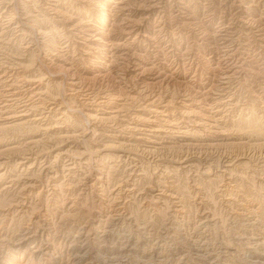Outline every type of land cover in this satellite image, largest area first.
Listing matches in <instances>:
<instances>
[{"label": "rangeland", "instance_id": "1", "mask_svg": "<svg viewBox=\"0 0 264 264\" xmlns=\"http://www.w3.org/2000/svg\"><path fill=\"white\" fill-rule=\"evenodd\" d=\"M0 12V264H264V0ZM7 87L40 89V119L17 126Z\"/></svg>", "mask_w": 264, "mask_h": 264}, {"label": "bare ground", "instance_id": "2", "mask_svg": "<svg viewBox=\"0 0 264 264\" xmlns=\"http://www.w3.org/2000/svg\"><path fill=\"white\" fill-rule=\"evenodd\" d=\"M76 1H78V2H82V1H86L87 2V0H76ZM91 1V0H90ZM87 4V3H86ZM90 4V3H89ZM4 10V9H3ZM59 10V9H58ZM58 10H57V12H58ZM56 12V11H55ZM1 13V12H0ZM4 14V13H3ZM5 15V14H4ZM59 15V14H58ZM61 15V14H60ZM1 16V15H0ZM57 16V15H56ZM72 16V15H71ZM3 17V16H2ZM58 18V17H57ZM68 19V18H67ZM66 19V20H67ZM59 20V19H58ZM61 22V21H60ZM65 26V25H64ZM82 27V26H81ZM68 28V27H67ZM73 28V27H72ZM131 28V27H130ZM81 29V28H80ZM79 29V30H80ZM136 29V28H135ZM89 30V29H88ZM133 30V29H132ZM136 31V30H135ZM140 31V30H139ZM84 32V31H83ZM85 32H87V30L85 31ZM84 32V33H85ZM91 32V31H90ZM126 32V31H125ZM131 32V31H130ZM45 33V32H44ZM96 33H100V32H96ZM127 33V32H126ZM40 34V33H39ZM46 34V33H45ZM44 34V35H45ZM89 34V33H88ZM101 34V33H100ZM99 34V35H100ZM92 35V34H91ZM98 35V34H97ZM98 35V36H99ZM138 35V34H137ZM101 36V35H100ZM107 36V35H106ZM219 36V35H218ZM92 37V36H91ZM103 37V36H102ZM108 37V36H107ZM147 37H149V36H147ZM96 38H99V37H96ZM89 39V38H88ZM87 39V40H88ZM96 40V39H95ZM102 40V39H101ZM103 40H104V38H103ZM222 40H224V38L222 39ZM227 40V39H226ZM94 41V40H93ZM97 41V40H96ZM106 41V40H105ZM108 41V40H107ZM109 42V41H108ZM224 42V41H223ZM89 43H91V42H89ZM93 44V43H92ZM104 44V43H103ZM112 44V43H111ZM97 45V44H96ZM88 46V45H87ZM99 46V45H98ZM109 47V46H108ZM107 47V48H108ZM113 47H114V45H113ZM29 48V47H28ZM94 48V47H93ZM97 48V47H96ZM110 48V47H109ZM91 49V48H90ZM101 49V48H100ZM97 50V49H96ZM106 50V49H105ZM62 52H63V50H62ZM92 53V52H91ZM227 53V52H226ZM231 53V52H230ZM229 53V54H230ZM228 54V53H227ZM232 54H230V56H231ZM225 56V55H224ZM233 58V57H232ZM227 59V58H226ZM112 60V59H111ZM224 60V59H223ZM227 61V60H226ZM229 61H230V59H229ZM52 63V62H51ZM111 63V62H110ZM136 63V62H135ZM112 64V63H111ZM110 64V65H111ZM225 64V63H224ZM104 65V64H103ZM232 67V66H231ZM99 69V68H98ZM0 70H1V68H0ZM3 70V69H2ZM69 70H71V69H69ZM138 70V69H137ZM68 71V70H67ZM7 72V71H6ZM75 72V71H74ZM109 72V71H108ZM110 73V72H109ZM227 73V72H226ZM229 73V72H228ZM9 74V73H8ZM7 74V75H8ZM64 74V73H63ZM67 74V73H66ZM104 74H106V72L104 73ZM104 74H102V75H104ZM141 74V73H140ZM224 74V73H223ZM73 75V74H72ZM2 76V75H1ZM0 76V82H2V80H3V78H4V76L5 75H3V78ZM66 76H68V75H66ZM71 76V75H70ZM77 76V75H76ZM94 76H96V75H94ZM227 76V75H226ZM16 77H17V75H16ZM72 77V76H71ZM78 77V76H77ZM80 77V76H79ZM97 77V76H96ZM140 77V76H139ZM229 77H230V75H229ZM229 77H227V78H229ZM81 78V77H80ZM133 78V77H132ZM231 78V77H230ZM10 79V78H9ZM77 79L78 78H71L70 79V82H69V87H70V89H71V92H78L77 90L79 89V87H78V85H77ZM89 79V78H88ZM102 79V78H101ZM134 79V78H133ZM65 80V79H64ZM94 80V79H93ZM97 80V79H96ZM100 80V79H99ZM128 80V79H127ZM10 81V80H9ZM69 81V80H68ZM81 81V80H80ZM84 81V80H83ZM92 81V80H91ZM131 81V80H130ZM133 81V80H132ZM6 82V81H5ZM88 82V81H87ZM93 82V81H92ZM95 82V81H94ZM79 83V82H78ZM82 83V82H81ZM80 83V84H81ZM149 83V82H148ZM2 84V83H1ZM0 84V85H1ZM9 84H12V83H9ZM83 84V83H82ZM139 85H140V82H139ZM19 86V85H18ZM32 86V85H31ZM39 86V85H38ZM82 86V85H81ZM92 86V85H91ZM142 86V85H141ZM213 86V85H212ZM2 87V86H1ZM9 87V86H8ZM7 87V89H9ZM12 87V86H11ZM14 87H15V85H14ZM224 87V86H223ZM29 88V87H28ZM31 88V87H30ZM78 88V89H77ZM83 88V87H82ZM11 89V88H10ZM9 89V90H10ZM14 89V88H13ZM17 89V88H16ZM18 89H20V88H18ZM26 89V88H25ZM25 89H22V90H25ZM77 89V90H76ZM81 89V88H80ZM87 89V88H86ZM90 89V88H89ZM6 90V89H5ZM21 90V89H20ZM27 90V89H26ZM85 90V89H84ZM92 90V89H91ZM3 91V90H2ZM87 91V90H86ZM207 91V90H206ZM212 91V90H211ZM5 92V91H4ZM23 92V91H22ZM31 93L27 96V97H25V98H23L22 96H20L19 94L21 93H17L16 91H13V90H10V91H7V96L10 98V100L12 99V102L13 101H15V102H18V103H20V104H23L21 107H22V110L19 112V117H18V121H15V122H17L16 123V125L18 126H24V125H26L27 123H30V122H33V121H37V120H39L40 119V117L39 116H34V118L33 119H30V120H26L25 121V119H22L23 117H27V116H29V115H27L28 114V112L32 109V108H35L36 107V103H40L41 102V100H42V91L40 90V89H33V90H31L30 91ZM43 92H46V91H43ZM81 92V91H80ZM80 92H79V94H80ZM142 92V91H141ZM146 92V91H145ZM150 92V91H149ZM153 92V91H152ZM204 92V91H203ZM208 92V91H207ZM217 92V91H216ZM2 93V92H1ZM82 93V92H81ZM84 93V92H83ZM140 93V92H139ZM138 93V94H139ZM143 93V92H142ZM151 93V92H150ZM22 94V93H21ZM24 94V93H23ZM45 94V93H44ZM77 94V93H76ZM89 94V93H88ZM141 94V93H140ZM152 94H154V93H152ZM157 94V93H156ZM160 94V93H159ZM5 95V94H4ZM26 95V94H25ZM24 95V96H25ZM84 95H85V93H84ZM84 95H83V97H84ZM92 95H93V93H92ZM187 95V94H186ZM31 96V97H30ZM75 96V95H74ZM77 97H78V95H76ZM111 96V95H110ZM131 97H132V95H130ZM134 96V95H133ZM146 96H148V94L146 95ZM149 96H151V95H149ZM197 96V95H196ZM73 97V96H72ZM108 97V96H107ZM129 97V96H128ZM135 97V96H134ZM138 97H139V95H138ZM152 97V96H151ZM158 97H159V95H158ZM4 98V97H3ZM7 98V97H6ZM33 98H38V102H34V103H32V101H33ZM112 98V97H111ZM126 98V97H125ZM140 99H141V97H139ZM142 98H143V96H142ZM145 98V97H144ZM148 98V97H147ZM146 98V99H147ZM153 98H154V96H153ZM157 98V97H156ZM155 98V99H156ZM204 98V97H203ZM5 99V98H4ZM44 99V98H43ZM91 99V98H90ZM108 99V98H107ZM117 99V98H116ZM122 99H123V96H122ZM129 99H131V98H129ZM132 99H133V97H132ZM135 99V98H134ZM160 99V98H159ZM159 99H157L158 100V102H159ZM206 99V98H205ZM106 100V99H105ZM119 100H120V98H119ZM126 100V99H125ZM148 100V99H147ZM146 100V101H147ZM150 100V99H149ZM148 100V101H149ZM154 100V99H153ZM161 100V99H160ZM166 100V99H165ZM36 101V100H35ZM92 101V100H91ZM99 101V100H98ZM103 101V100H102ZM130 101H133V100H130ZM141 101H145V100H141ZM163 101V100H162ZM195 101V100H194ZM87 102V101H86ZM112 102V101H111ZM122 102V101H121ZM133 102H135V100L133 101ZM154 102V101H153ZM161 102V101H160ZM170 102V101H169ZM172 102V101H171ZM7 103V102H6ZM56 103V102H55ZM114 103V102H113ZM124 103V102H123ZM123 103H121V104H117L113 109H114V112L113 113H111L113 116H112V118H104V116H102L101 114H99L98 112H99V110H97L100 106H102L103 104H104V102L103 103H98V104H96L95 106L97 107V109L95 110V111H93L95 114H93L92 112V114H88V117L89 118H91L92 120H94V121H103V120H112V119H114V120H116L117 119V117H119L120 115H121V112H123V109H124V107L126 106V104H123ZM128 103V102H127ZM9 104V103H8ZM92 104V102L90 103V105ZM111 104V103H110ZM147 104H149V103H147ZM153 104V103H152ZM155 105L157 104V103H154ZM167 104H169L168 102H167ZM166 104V105H167ZM182 104V103H181ZM186 105H187V103H185ZM191 104V103H190ZM213 104V103H212ZM214 104H216V103H214ZM222 104V103H221ZM220 104V105H221ZM2 105V104H1ZM7 105V104H6ZM13 105V104H12ZM54 105H56V104H54ZM94 105V104H93ZM128 105V104H127ZM146 105V104H145ZM151 105V104H150ZM195 105H196V103H195ZM204 105V104H203ZM207 105V104H206ZM205 105V106H206ZM209 105V104H208ZM5 106V105H4ZM9 107H11L10 105H8ZM92 106V105H91ZM94 106V107H95ZM154 106V105H153ZM152 106V107H153ZM191 106V105H190ZM6 107V106H5ZM18 107V106H17ZM105 107V106H104ZM103 107V108H104ZM110 107V106H109ZM109 107H107V108H109ZM112 107V106H111ZM169 107V106H168ZM198 107H200V106H198ZM208 107H210V106H208ZM207 107V108H208ZM214 107V106H213ZM217 107V106H216ZM127 108V107H126ZM125 108V109H126ZM166 108H167V106H166ZM170 108V107H169ZM183 108V107H182ZM187 108H189V107H187ZM6 109V108H5ZM102 109V108H101ZM110 109V108H109ZM112 109V108H111ZM49 110V109H48ZM89 110V109H88ZM104 110V109H103ZM154 110V109H153ZM180 110H182L181 108H180ZM199 110V109H198ZM206 111H208V109H205ZM50 111V110H49ZM52 111V110H51ZM106 111V110H105ZM125 111V110H124ZM164 111V110H163ZM213 111H214V109H213ZM216 111V110H215ZM0 112H2V111H0ZM32 112V111H31ZM53 112V111H52ZM90 112V111H89ZM104 112V111H103ZM156 112V111H155ZM158 112V111H157ZM165 112V111H164ZM181 112V111H180ZM185 112V111H184ZM189 112H191L190 110H189ZM196 112V111H195ZM218 112V111H217ZM220 112V111H219ZM101 113V112H100ZM171 113V112H170ZM199 113V112H198ZM189 114V113H188ZM208 114V113H207ZM12 115V114H11ZM14 115V114H13ZM12 115V116H13ZM17 115V116H18ZM48 115V114H47ZM106 115V114H105ZM138 115V114H137ZM159 115H160V113H159ZM170 115V114H169ZM192 115H194V114H192ZM191 115V116H192ZM202 115V114H201ZM216 115V114H215ZM12 116H9V118L10 117H12ZM32 116V115H31ZM124 116V115H123ZM161 116V115H160ZM188 116H190V115H188ZM207 116V115H206ZM47 117V116H46ZM111 117V116H110ZM159 117V116H158ZM203 117V116H202ZM208 117V116H207ZM217 117V116H216ZM32 118V117H31ZM43 118V117H42ZM87 118V117H86ZM116 118V119H115ZM137 118H138V116H137ZM140 118V117H139ZM144 118V117H143ZM143 118H140L139 119V122L137 123V124H135V126L136 127H142L143 128V130H147L148 129V131L149 132H153V133H160L161 132V130H159V128H158V126H153V125H148L147 123H148V121L147 120H150V119H143ZM155 118V117H154ZM164 118V117H163ZM205 118V116L203 117V119ZM213 118H215V117H213ZM120 119V118H119ZM185 119V118H184ZM15 120V119H14ZM164 120V119H163ZM168 120V119H167ZM173 120V119H172ZM182 120H183V118H182ZM193 120V119H192ZM199 120V119H198ZM215 120H217V119H215ZM12 121V120H11ZM93 121V122H94ZM119 121V120H118ZM151 121V120H150ZM154 121V120H153ZM165 121V120H164ZM186 121V120H185ZM196 121V120H195ZM39 122V121H38ZM105 122V121H104ZM106 122H108V121H106ZM114 122V121H113ZM116 122H117V120H116ZM115 122V123H116ZM128 122V121H127ZM179 122V121H178ZM181 122V121H180ZM216 122V121H215ZM160 123V122H159ZM192 123V122H191ZM211 123V122H210ZM218 123V122H217ZM108 124V123H107ZM150 124V123H149ZM180 124V123H179ZM204 124V123H203ZM208 124V123H207ZM15 125V124H14ZM14 125H12V126H14ZM15 125V126H16ZM102 125H103V123H102ZM163 125H165V126H167V131H169V132H172V133H177V131H179L180 130V128H178V126H176L174 123L172 124V122L170 123V122H168V121H165V123L163 124ZM178 125V124H177ZM183 125H185V124H183ZM193 125V124H192ZM197 126H198V124H196ZM5 126V125H4ZM4 126H2V127H4ZM134 126V125H133ZM161 126V125H160ZM212 126H214V125H212ZM6 127H7V124H6ZM5 128V127H4ZM8 128V127H7ZM9 128H10V126H9ZM163 127H160V129H162ZM206 128V127H205ZM213 128V127H212ZM211 128V129H212ZM2 129V128H1ZM186 129V128H185ZM138 130H139V128H138ZM163 130V129H162ZM166 130V129H165ZM212 131H213V129H212ZM147 132V131H146ZM181 132V131H180ZM187 132V131H186ZM190 132V131H189ZM192 132V131H191ZM194 132H196V131H194ZM206 132H208L207 130H206ZM163 133V132H162ZM171 133V134H172ZM185 133V132H184ZM163 135V134H162ZM166 135V134H165ZM177 135V134H176ZM184 135V134H183ZM196 135V134H195ZM218 135H220V134H218ZM157 136V135H156ZM168 137V136H167ZM211 137V136H210ZM149 151V150H148ZM154 153V152H153ZM30 155V154H29ZM240 157V156H239ZM187 159V158H186ZM29 236V235H28ZM26 237V236H25ZM22 239V238H21ZM25 238H23V240H24ZM17 241V240H16ZM34 241V240H33ZM20 242V241H19ZM28 242V241H27ZM26 242V243H27ZM29 245V244H28ZM21 247V246H20ZM19 247V248H20ZM16 249H18V248H16ZM28 249V248H27ZM18 251V250H17Z\"/></svg>", "mask_w": 264, "mask_h": 264}]
</instances>
